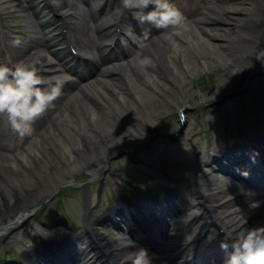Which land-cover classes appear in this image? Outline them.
<instances>
[{
  "label": "rangeland",
  "instance_id": "374dc122",
  "mask_svg": "<svg viewBox=\"0 0 264 264\" xmlns=\"http://www.w3.org/2000/svg\"><path fill=\"white\" fill-rule=\"evenodd\" d=\"M4 1L5 0H0V20L10 27V31H24L23 28L15 30L13 26L18 25V27H23V25L28 26L29 24H37V20L39 18L41 19V22H43L42 26L46 31L44 38L47 42L43 43L44 46L36 47L34 46L35 41L31 42L30 39H28L29 41L25 40V42L33 44L34 48H32L30 53L47 55L48 51L45 50V47L54 45L61 39V36L58 35L59 30L51 31L48 29L52 28L53 26H51V24L56 21L53 19L51 11L44 5L43 0H29V7L25 4L27 8L23 10V15H20L16 20H12L17 17L13 16L14 12L10 11L8 8V2L3 3ZM64 1H67L65 6L66 9L72 11L79 10L80 13L82 12L81 9L83 5L81 0ZM105 3H107V0H98L93 7V11L98 12L99 4L103 5ZM175 3H177L176 7L188 17L184 15L190 24V32L187 33L185 37L188 43H185L183 40H178L180 47L178 50H174L168 42H160L154 47L153 51L148 52L152 57L157 59L156 61L159 64L157 67L158 70H153L149 73H145L144 71L145 74L152 75V78L156 81V86L160 85L165 88H170V86L174 87V92L171 96L174 105L172 107H162L161 105L157 106L156 102H152L149 105L150 111L153 112L150 114L151 117H148L144 109L136 105V110L132 109L143 117V125L139 123L141 125L140 129L137 125L131 127L132 119L127 111L121 109L122 118L129 123L128 128L136 131L141 139V143L145 139L144 145L139 146L140 143L133 146L131 148V152H134L133 154L131 152H127L126 154L112 153L113 158L108 162L107 170H104V173L99 171L94 178L88 174L89 170L87 167L78 166L72 169L71 173L68 175L66 181L69 182V184H59L51 193H48L45 189V185L48 184V181H46V173L49 170L53 172L54 169L48 168L43 175L46 165H44L43 160L38 157L39 155L37 159L29 160L23 166H17V168H14L15 171L5 169L4 173L15 179L13 182H15L14 184L17 188H10V185H6L5 182H2V186H0L2 187V190H0V199L10 198L13 193L15 194L16 190L29 202L30 208H33L31 212L35 213V216L29 214L30 218L28 222L14 229H9L0 233V238L4 236L7 249H9V251L6 252L5 250L4 252L0 248V263L2 262V258L4 261V255L8 259H12L17 256L22 249L25 248V250H30L29 246H37L42 238H48V233L55 238H57L56 236L61 232L66 234L67 231L62 225L63 223L59 221L61 219L68 220L72 225L78 227L73 230V234L84 237L86 230H84L81 225V217L83 216V210L85 208V201L83 198V191H85V188H87L91 194L90 210L88 208L90 212L88 215V224L90 227L98 229L94 224L98 222L97 225L101 226L98 230L101 231L103 235L107 233L112 240L115 239L117 243L121 244V241L114 237V233H110L105 227L103 228L104 223L99 222L103 211L113 207V202L116 200L115 198H117L119 189L122 188V191L127 195L132 194V188L124 185V183L122 184L120 179H127L130 183L133 182L138 184L141 190H146L144 193L153 191L154 184L157 183L159 179L154 180L153 178L156 176L155 174H157L153 170V165L154 163H158L160 166H165L167 169L172 168L173 171L169 174L175 180L180 178H188L191 180L197 175L190 181V188L188 190L193 194L192 197L198 196L206 190V187L213 184L208 178H205L203 182L199 180L201 175L205 176L208 174L210 167H205L200 173H194L195 165H193L182 174L181 171L176 172L173 169V166L180 164L178 160L194 158L196 162V160L205 157L202 153L203 150L206 149L211 153L212 149L223 146V139L228 138L224 125L229 127V130H233L240 120L242 121L241 124L245 126V122L254 121V117L258 120L264 119V0H175L173 4ZM252 6L259 11L258 13H260V16L257 17L247 14L235 15L229 12L226 13L225 11L226 7L249 8ZM215 7L219 8V10H215V14L217 17L223 19V26L226 28V34L227 32L235 33L232 29L233 25L235 22L238 24L240 23L239 34L246 36L249 40V44L246 47L238 42H230L231 44H228L225 49L216 47L215 44H217L218 41L209 38L206 33L200 31V28L208 29L210 27V29H213L219 23L195 26L191 22V20L208 17L209 15L203 12L207 9L214 10ZM221 9L224 10L220 11ZM116 11L117 9L114 8L111 14L108 13L107 17L109 20H114L115 17H113L112 14ZM94 28L95 24L89 23L87 33L90 34L91 40L93 41L96 40ZM100 36L104 37L105 35ZM78 40H81L79 46L82 49H92V43L87 45L89 43L87 35L83 38L78 36ZM25 42H20V46L23 45L24 48V46H26ZM59 47H63V42L59 43ZM23 48L16 49L14 51L15 56H20ZM253 48L261 51L258 60L252 53ZM91 52L95 54L94 49ZM99 56L100 55H95V58L98 59ZM48 58H50V56ZM162 65L171 69L172 78L164 77L167 69L165 67L163 68ZM92 72L93 74L90 75V78L91 82L94 83L91 84V89L95 93L98 92V97L100 96V92H104L106 89L100 85L101 81L97 78V68H93ZM128 74L129 83L123 78V80H121L122 90L115 88L114 91L120 92V96H126L127 100L133 104L135 103L132 99L134 95H138L139 93L140 97L145 98L148 97L147 94H152L151 91H143L146 89V86L139 76L131 72ZM61 77V79H66L65 75ZM67 78L70 80L72 77L67 75ZM144 78L148 79L149 77L144 75ZM79 85L84 86L82 82L79 83ZM111 89L112 88L109 87L108 90L111 91ZM239 93V96H235V94ZM169 94L168 92L167 95ZM193 104L194 107L191 110H185L183 112L185 120L181 126L178 123V108L181 106L190 107L193 106ZM95 105V100L91 99L90 96H82L79 100L72 101L71 106L69 104L68 107H65L67 117L62 116L60 120L55 121L50 127V129L54 130V133L58 135L57 138H50L51 136L49 134H43V132L38 129H32L26 142L23 141L22 145H25L22 149L18 148L12 151V153L14 155H23L27 152V149H36V152L41 153L44 158L61 159L59 149H63L66 145L69 146L70 140H73L71 131L66 129V131L71 134L69 136L64 134L65 128L63 125H66V122H70V127L71 124H73L76 129L79 122H82L83 126L86 125L89 114L92 116L96 113L93 111ZM130 109H128L129 112ZM53 118L54 117H52V119ZM113 123L115 127L119 128L121 135H128L130 133L121 123L112 122V124ZM44 126H50V122H47ZM157 126L159 127V132L155 130ZM204 132H206L207 136L204 135ZM229 132L231 133V131ZM157 133H177V135L176 137L174 136L175 138L169 139L166 136L160 137ZM115 139L118 140L117 137H115ZM131 140L134 141L136 139L132 137ZM157 140H163L164 142L161 145L156 142ZM20 141L21 138L15 140V142ZM12 145L13 148L15 143H12ZM40 145L45 149L44 152L40 151ZM117 145L118 147L121 146L120 143ZM147 145L150 146L147 147ZM164 151L170 153L169 159L171 160H168L170 164L163 156L159 158V155ZM148 153H150V155ZM127 154L134 155L137 160L145 162L144 165L139 164L143 171L137 169V167L129 169V167L124 166L125 163L115 164V162L121 159L126 161ZM146 154L147 156H145ZM204 159H207V157ZM0 166L8 167L9 163L2 162ZM100 180L103 181V186L101 187V193L98 195V190L100 189L98 183ZM196 182L200 184V190H196L194 186ZM184 184L186 183L183 181L181 185L185 187ZM172 187L174 188V186ZM4 194H6V196H3ZM195 203H197V201ZM32 204L37 205L34 206ZM39 210H41V212L37 216ZM39 223H42V226ZM43 224H45V226H43ZM81 241L84 244H79V246L85 248V239ZM122 251L124 250L122 249Z\"/></svg>",
  "mask_w": 264,
  "mask_h": 264
},
{
  "label": "bare ground",
  "instance_id": "6f19581e",
  "mask_svg": "<svg viewBox=\"0 0 264 264\" xmlns=\"http://www.w3.org/2000/svg\"><path fill=\"white\" fill-rule=\"evenodd\" d=\"M18 1L19 0H11L12 3H17ZM20 1L21 2L19 3V5H21L22 2H24L25 0H20ZM51 3L54 5V8L57 10V12L62 15V18L65 20V23L66 22L69 23V26L75 25L80 20L78 18L79 14L77 12L64 11V6H65L64 4L54 3L53 0L51 1ZM112 4L113 7L117 6L120 9L123 8L121 6L120 0H109V3L105 11H107V9L110 8ZM85 7L86 10L84 11V16L81 18V23H80L81 28L79 32L76 33V31L73 28V30L71 29L69 33V36L73 38L75 44L78 43L77 34L79 35L80 38H83L87 33L88 22L95 23L96 28H101L108 25V22L103 24L104 21L102 17L99 18L98 20L96 19V15H99L98 12H96V15L93 16L92 5L87 6V4H85ZM215 10H219V8L215 7L214 10L207 9L205 14H208L209 15L208 17H202L198 20H191V22L195 26L201 24L210 25V24L219 23L213 29H210V27L208 28L209 30L207 28L206 29L200 28V31L206 33L209 38L218 41V43L215 44L216 47H221L225 49L228 46V44H231L230 42H238L246 47L249 44V40L246 36H242L239 34L240 23L238 24L237 22H235V24L233 25L232 29L233 31H235V33L227 32L226 34L225 33L226 28L225 26H223L224 23L223 19L217 17V15L215 14ZM222 10L224 9H221L220 11ZM124 11L125 12L129 11V9H125ZM143 11H145V9H143ZM225 11L226 13L229 12L235 15L247 14L257 17L260 16V13H258L259 11L254 6L249 8L226 7ZM124 19L127 20V18L125 17ZM122 21L125 22V20ZM139 26L141 27L142 30H145L146 35L149 34V37H152V32L147 22L142 23ZM137 28L138 27L134 24L131 29L132 32L138 34L136 31ZM3 29L9 30V27L3 25L2 22L0 21V34L2 33ZM26 31H27L26 33L27 35L34 36V39L37 41V45L40 44V41H43V39L41 38L43 33L41 35V31L37 33L32 32L29 29H27ZM4 35H9V34L6 33ZM130 38L133 39L134 41L136 40L133 37ZM84 41L86 42L85 38ZM161 41L167 42L164 39L163 35L157 39H154L153 42H151L148 45V47L140 48L134 54L130 53V56L123 59V61H125V64L110 65L106 68H103V70L99 71L101 73V76L104 77H112L114 72L122 73L125 77L126 82L129 83L128 82L129 74L128 71L126 70L127 69L126 66L135 65V68L132 70L131 67L130 71L131 72L133 71L135 75L139 76L142 79L143 84L146 86V88L152 92L151 95L145 92L148 95V97L145 98L140 97L139 93L138 95H134L132 99L133 101H135L134 103L135 105L133 103H130L127 100L126 96L124 95L120 96L119 95L120 93L114 91L115 87L122 90V84L119 82V79H117L118 81L117 83H114L115 82L114 79H101L100 81L102 83L100 85L103 86V88L106 90L104 92H100V96L98 97H97L98 92L97 93L93 92V90L91 89V84L88 86L87 84H85L84 86L79 87L76 81L63 80L64 85L61 90L60 96L57 97V99L54 100L48 106L46 112L34 122V125L37 127H41L45 122L51 121L50 126H45L44 128L45 130L43 134H49L51 136L50 138H54V139L57 138L58 135L54 133V130L50 129L51 125H53L55 121L60 120L62 116L67 117L65 107L66 106L68 107L69 104L71 106L72 101H77L82 96H90L91 99L95 100L96 105L93 111H95L96 113H94L92 116L89 114V117L87 119L88 122L86 123V125L83 126V123L79 122L77 129L74 127L75 125L73 124H71L70 127V122H66L67 124L63 125V127L65 128L64 134L66 136H69L72 133L73 140H70L69 146L66 145L64 146L63 149H59L60 151L59 153L61 155V159L59 160L50 157L44 158V156H42L41 153L36 152L37 151L36 149H32V150L27 149V152L24 153L23 155H12L11 153L6 152L3 146L2 147L0 146V163L2 162L9 163L8 167L0 166V186H2V182H5L6 185L8 184L12 188H17L15 187L14 184L15 182H13V180L15 181V179L12 178L10 175L5 174L4 170L9 169L15 171L14 168H17V166H23L27 163V161L37 159V156L39 155L38 157H40L43 160L44 165H46L44 167L43 175L48 170V168L54 169L53 170L54 173L51 172L50 170L46 173V181H48V184L45 185V189L48 193H51L53 189H55L59 184H64V183L69 184V182H67L66 180L68 175L71 173L72 169H75L78 166L81 167L84 166L87 167L89 172L95 176L99 171H102L105 168L108 159L112 156V153L116 154L122 151L124 152L125 150L131 149L133 146L141 143L140 142L141 139L137 135L136 131H133L131 130V128H128L129 123L122 118L121 109L127 111L130 118L134 121L133 122L131 120V127H132L133 125H137V126H141L140 124L143 125V117L133 110V109L136 110V105L144 109L148 117H151L150 114L153 113L150 111V107H149V105L152 102H156L157 106L161 105L162 107L164 106L172 107L174 105L173 98L171 97L174 92V87L170 86V88H165L160 85L156 86V81L152 78V75L150 76L149 74H143L144 73L142 70L143 68L137 69L138 66H136L137 65L136 62L138 59L147 58L152 61L151 66L146 68L147 73H149L151 70L157 71L158 70L157 67L159 64L155 59L150 58L151 55L148 52L154 50V47L151 48L153 44L157 45ZM183 41H185V43H188L186 38L183 39ZM31 49L32 47L30 46L26 50L30 52ZM252 53L255 55L256 59L260 58V53H261L260 50L253 48ZM135 54L136 56H134ZM14 60L15 62L24 61V60L26 62L38 61L37 67L39 68V74L44 78H47V75H52L54 72H56L53 62L38 54L30 55L26 53L24 55L15 58ZM162 66L165 67L164 65ZM166 69H167L166 73L167 75H169L171 69L169 67H167ZM63 70L68 71V73L74 75H77L79 72L77 66H66L63 67ZM144 75L148 76L149 78L148 79L144 78ZM109 87L112 88L111 91L108 90ZM168 92L170 93L169 95H167ZM128 109H130V112L128 111ZM89 110L92 111L91 109ZM54 115L55 117L52 119L51 116L53 117ZM112 122L121 123L125 128L129 130L130 133L128 135H121V133L119 132V128L115 127L114 126L115 124L114 123L112 124ZM66 129L71 131V133L67 132ZM258 135L255 137L256 139L255 138L254 139L260 144L259 145L260 149H258L259 151L251 149L255 151L256 162H260L262 159H264V149L261 148V146H264V136L262 134L261 135L258 134ZM115 137H117L118 140H116ZM132 137L136 140L132 141L131 140ZM248 138L249 137L244 136V139H248ZM118 143H120L121 146L118 147L117 145ZM39 148L41 149L40 150L41 152H44L45 149L43 148L42 145H40ZM230 148L231 146L229 145L228 147H226L224 154L220 156V159H224L225 157L231 158L232 151L230 154L225 155ZM240 148L246 151V144H244ZM219 155H221L220 152ZM202 163L203 161L199 162V165H202ZM214 163H215L214 161H211L210 165H213ZM254 163L255 162L251 160L250 161L243 160L241 162H234L233 166L235 167V170L241 171L243 173H245V169L247 167L251 166V169L254 170V174H255L254 176H252L255 180L251 178V181H253L255 184L258 185H260V183L263 182V187H264V181H263L264 175L260 174V177H258L259 175L256 174L254 169ZM156 171L159 172L158 170ZM236 173L237 172H235V174ZM244 175L247 177V179H249L250 176H248V173ZM217 177L218 176L213 177L216 180V182L214 183L215 187L207 188L203 194V197L197 203V207L205 212L204 216L202 215L197 218L200 219L203 217V219L205 220L207 215L209 214L212 215L214 218H216L217 221L216 224L219 223L221 227H225V233L232 232L236 229L241 228L242 226L247 228L264 227V201L255 195L251 196V198L248 199H237V198L230 199L231 196L227 195L226 191L218 187V184L220 183L223 184L224 180L222 178L218 179ZM164 178H166L165 181L170 180V178L166 176V174L164 175ZM0 190H2V187H0ZM233 191H235V189L231 190L230 192ZM3 196H6V194H4ZM224 197H226L225 198L226 200H224ZM252 200L258 202L259 207H250L248 204ZM120 203L123 202L120 201ZM29 206L30 204L28 203V201L18 191H15V194L13 193L10 198H3V200L0 199V225H3L1 227V230H5L8 229L9 227L16 226L21 221L22 224L28 222V218L26 217L30 212ZM186 210L189 209L186 208ZM146 211L147 210L144 208V206L141 207L135 206L132 208L131 211L133 215H131L130 213L129 214L125 213L123 216H120V219L128 220L132 222L133 227L135 228L136 226L134 225V221H132L131 218L135 219L136 222H138V220H140V222L147 221L149 215ZM17 212L19 213V215H16ZM143 213H146V215H143ZM168 215L170 214L167 213L166 216ZM197 218H194V220H196ZM244 220L247 221L246 225H244ZM112 221H113V225L117 229L119 230L123 229L124 230L123 233L128 234L129 237L134 239V241L137 244L143 243V240L141 238L136 239L134 237V234H137V232L133 233L132 229L130 228L124 229V225L121 224L122 221L120 220L118 221L114 218ZM91 236L94 238L95 241L98 242V244L103 243L102 246L106 248L108 260L113 259L115 260L116 264H123L122 260L126 255V253L122 254L121 249H119L120 245L116 243L115 240H109L107 242H104L105 241L104 238L97 236L96 234ZM78 240H80V238H78ZM74 242H77V238L75 239V237L70 239L69 246L73 248ZM197 242L200 243V241L198 240ZM173 243L176 245H174ZM163 245L166 246L168 249L171 248L172 251L177 252L175 256L185 254V248L182 247L184 245L179 244L176 238L165 237V240L162 243V246ZM51 247H53L54 250L52 255L41 254L33 261H31L30 264H51V263L55 264L59 262V259L63 260V258L64 260L62 262L67 261L66 263H69V260L65 258L66 256H68V254L67 253L65 254L63 249H59V245L51 244ZM86 248L89 249L90 246L88 245ZM202 249L205 250L206 248L203 247ZM202 249L201 252L199 251V253L196 254V256L198 255H200V257L204 256L203 259L198 260L197 263H195L193 260L192 262H194L195 264H223V260L225 257L223 259H220V256L219 258H217V254L215 253L212 256L213 249L209 251L205 250L204 252H202ZM159 250H162V248H159ZM189 252H190L189 256L194 254L193 250H190ZM92 254H93L92 250H89L88 252L86 249L76 251L73 264H95V262H97L98 260L95 259V256H93ZM121 255L122 257L120 259L116 258ZM150 258L152 264H154L156 262L155 257H150ZM116 259L117 260L119 259L120 263H118ZM167 264L170 263L167 262Z\"/></svg>",
  "mask_w": 264,
  "mask_h": 264
},
{
  "label": "clouds",
  "instance_id": "9594fccd",
  "mask_svg": "<svg viewBox=\"0 0 264 264\" xmlns=\"http://www.w3.org/2000/svg\"><path fill=\"white\" fill-rule=\"evenodd\" d=\"M121 4L129 10L147 9L138 15V20L163 30L161 35L174 50L180 47L178 40L190 32L187 18L170 0H121ZM37 63L19 61L12 67L0 64V115L6 116L11 129L20 136L31 134L32 124L60 96L64 85L59 76L42 77ZM151 63L147 58L137 60L140 68L146 69ZM253 207H259V203H253ZM127 247L131 250L123 264H152L147 249L136 247L129 238ZM220 248L225 254L223 264H264V227L242 226L226 233Z\"/></svg>",
  "mask_w": 264,
  "mask_h": 264
}]
</instances>
